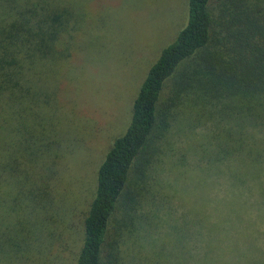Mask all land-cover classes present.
<instances>
[{
  "label": "trees",
  "instance_id": "obj_1",
  "mask_svg": "<svg viewBox=\"0 0 264 264\" xmlns=\"http://www.w3.org/2000/svg\"><path fill=\"white\" fill-rule=\"evenodd\" d=\"M89 2L0 0V264L59 259L44 255L53 248L48 193L26 194L23 184L35 136L49 124L50 83L72 56ZM186 5L184 26L148 69L124 133L97 169L75 264H264V0ZM196 129V188L226 173L224 200L207 212L209 195L196 196L173 232L142 236L158 224L139 211L159 199L150 182L174 150L171 138ZM248 182L255 188H243Z\"/></svg>",
  "mask_w": 264,
  "mask_h": 264
},
{
  "label": "rangeland",
  "instance_id": "obj_2",
  "mask_svg": "<svg viewBox=\"0 0 264 264\" xmlns=\"http://www.w3.org/2000/svg\"><path fill=\"white\" fill-rule=\"evenodd\" d=\"M186 3L187 0L87 3L85 25L72 43V56L58 68L50 83L54 89L47 110L49 124L35 136L22 187L26 194L35 195L38 189L48 193L42 201L45 237L53 235V248L44 255L48 254L50 260L55 255L59 257L52 264H75L82 239L81 222L94 194L97 169L112 142L124 133L133 100L148 69L184 26ZM201 131L196 129L186 139L171 138L174 150L158 164L150 182L154 197L159 199L149 201L150 205L139 211L151 210L158 224L146 226L142 236L152 233L164 238L165 233L173 232L172 226L184 219L182 214L198 205L196 196L209 195L205 200L207 212L216 198L224 200L230 188L226 173L208 177L204 191L196 188L200 164L189 147ZM254 184L248 182L243 188L254 189ZM246 196L258 198L250 192ZM149 198H153L152 194ZM258 226L264 228V221L259 220ZM59 235L64 237L59 240ZM42 239L36 242L40 246ZM20 264H43V260L33 255L27 263L22 260Z\"/></svg>",
  "mask_w": 264,
  "mask_h": 264
}]
</instances>
